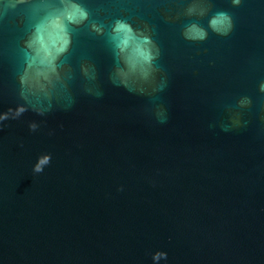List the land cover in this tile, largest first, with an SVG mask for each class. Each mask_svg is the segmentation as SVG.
<instances>
[{
	"label": "water",
	"instance_id": "1",
	"mask_svg": "<svg viewBox=\"0 0 264 264\" xmlns=\"http://www.w3.org/2000/svg\"><path fill=\"white\" fill-rule=\"evenodd\" d=\"M0 264H264V0H0Z\"/></svg>",
	"mask_w": 264,
	"mask_h": 264
}]
</instances>
